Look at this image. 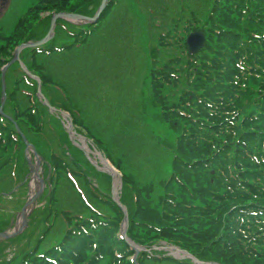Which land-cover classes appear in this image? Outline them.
Listing matches in <instances>:
<instances>
[{
	"label": "trees",
	"instance_id": "1",
	"mask_svg": "<svg viewBox=\"0 0 264 264\" xmlns=\"http://www.w3.org/2000/svg\"><path fill=\"white\" fill-rule=\"evenodd\" d=\"M101 1L36 0L10 33L0 30V105L3 66L12 59L15 48L42 38L48 30V18L41 19L39 13L50 10L92 17ZM117 1H109L97 23L70 30L66 41L53 38L22 53L26 67L41 79L42 90L54 107L70 111L71 103L51 99L49 90L58 92L61 85L45 74L43 57L87 43ZM205 7V18L196 16L195 23L187 22L179 31L173 28L161 33L157 45L151 46V102L159 111L157 120L174 138L168 145L170 176L161 181L162 192L156 200L152 184L142 187L134 173L121 171V202L129 215L127 236L145 247L137 255L121 233L123 210L111 194L90 183L88 173L71 165V148L82 154L81 162L89 166L90 161L73 147L67 132L38 102L37 80L20 70L12 89H7L4 105L5 109L11 106L13 117L0 114L1 156L13 154L15 146L25 143L17 126L28 138L52 131L58 151L45 154L34 144L49 177L47 200L54 201L60 170L73 171L88 179L93 193L112 211L66 212L68 226L61 238L43 250L38 245L31 248L20 264H197L191 258L177 259L154 248L161 242L188 251L204 264H264V0H205ZM39 24L43 30L37 31ZM197 30L206 34V42L198 53L191 54L186 37ZM71 111L74 124L85 125L75 108ZM46 119L55 121L58 129H47ZM89 136L111 158L101 141ZM26 161L24 178L30 172ZM112 163L121 170L118 161ZM55 214L51 204L47 215Z\"/></svg>",
	"mask_w": 264,
	"mask_h": 264
},
{
	"label": "rangeland",
	"instance_id": "2",
	"mask_svg": "<svg viewBox=\"0 0 264 264\" xmlns=\"http://www.w3.org/2000/svg\"><path fill=\"white\" fill-rule=\"evenodd\" d=\"M35 2L36 0H0V30L10 33L19 18ZM205 10V0H118L109 16L99 24L87 43L79 44L66 53L43 57V62L47 66L45 74L51 78V82L61 85L58 92L49 90L51 99L71 103L68 105L70 111L60 108L69 113L68 122L47 108L48 113L67 132L73 147L87 157L84 149L76 144L81 138L75 134L72 137L69 133L67 129L69 122L74 130L86 136L85 148L91 154L89 158L87 157L90 165L81 162L82 154L75 148L68 151L70 158L72 155V160L69 161L72 166L88 173L90 183L100 192L112 195L113 184L116 182V188L121 196L123 187L121 171L124 170L134 173L142 187L152 184L155 200L162 192L160 183L170 176L172 154L168 145L174 137L168 128L157 120L159 111L151 102L150 50L151 46L157 45L161 33L173 28L179 31L188 24L187 22L193 23L194 20L195 23L196 16L205 18L207 14ZM58 13L75 12L50 10L40 12V18H48L50 23L45 35L50 29L53 16ZM61 20L62 22L56 20L53 36L59 42L68 39L67 33L70 30L76 32L79 28L88 25L63 18ZM36 29L43 30V25ZM44 37L27 42H37ZM29 48L33 47H26L20 53L24 65L22 53ZM16 49L12 58L15 57ZM173 51L176 52L175 49ZM21 68L15 62L6 69L2 79L6 94L7 89H12L14 79L22 74L20 70L24 69ZM42 93L44 94L43 90ZM39 96L37 91V100L43 103ZM47 99L49 100L48 97ZM6 100L7 95L4 105ZM4 107L3 113L13 117L11 106L8 104L6 109ZM72 108H75L74 112L79 120H85V125L78 127L74 124ZM46 120L47 129L50 131L58 129L55 121ZM48 123H51L50 127ZM21 131L26 143L15 146L14 153L10 155L6 153L4 157L1 156L4 150H0V166H2V169L0 168V233L9 234L7 237L0 235V264H20L23 256L31 248L38 245L39 250H43L61 238L68 226V217L65 219L66 212L71 215L84 214L89 212L90 208H97L101 212H112L93 193L88 179L73 171L60 170L61 177L56 181L58 186L53 194L54 201L51 203L49 199L47 200L45 191L49 177L44 170L43 157L34 144L38 145L45 154L52 149L58 151L56 135L51 131L45 136L34 134L28 138L26 132L23 129ZM89 134L101 141L102 147H106L105 150L111 158L96 147ZM34 150L39 156H35ZM91 150H94L95 155ZM100 151L106 159H101V155L97 153ZM15 154L16 157L11 159L10 157ZM24 158L29 168L30 166L33 168L28 171L25 178L22 170ZM103 160H109L113 166L112 160L121 164V170L117 169V177L114 178L107 170H103ZM34 167H37L38 173ZM105 174L109 175L111 180L107 179ZM53 189L51 184V190ZM39 191L38 196L29 203ZM28 203L23 224L22 213ZM51 204L57 211L55 215H47ZM44 230L48 232L42 239L40 235ZM172 246L174 245L161 242L155 244L154 248L164 250L169 255H184L178 253ZM183 257L188 258V254Z\"/></svg>",
	"mask_w": 264,
	"mask_h": 264
},
{
	"label": "water",
	"instance_id": "3",
	"mask_svg": "<svg viewBox=\"0 0 264 264\" xmlns=\"http://www.w3.org/2000/svg\"><path fill=\"white\" fill-rule=\"evenodd\" d=\"M108 3V0H102L101 2V5L99 7V9L97 10L95 16L93 18H89L87 16H84V15H80V14H76V13H58V14H55L52 18V21H51V25H50V29H49V32L48 34L40 41H37V42H27V43H23L21 44L15 51V57L3 68L2 70V78H4V74H5V71L6 69L12 65L13 63H15L16 61L20 62V64L23 66L21 60H20V53L21 51L26 48V47H36V46H41L43 44H45L46 42H48L52 36L54 35V29H55V25H56V20L58 18H64V19H67V20H70V21H84V22H96L101 13L103 12V10L105 9L106 5ZM205 34L201 31H197V32H193L191 33L188 37H187V46H188V49L191 53H197L203 46H204V43H205ZM24 67V66H23ZM40 83V81H39ZM38 93L39 95H41L42 98H44V96L42 95L41 93V89L39 87V90H38ZM5 98H6V89H5V85L3 83V100H2V104H1V107H0V111L2 112V108L4 106V101H5ZM45 104L47 106L50 107L51 110L53 111H56L57 109L52 107L50 105V103L45 99ZM63 115L65 116H69L68 113L66 112H62ZM72 127V125H71ZM75 134L76 131H74ZM80 138L83 140L82 142L85 141V137L83 136H80ZM26 141V140H25ZM81 147V146H80ZM35 153V156H37V153ZM105 163L108 165V168L110 169V173L113 175V177L117 174V170L114 168V166H112L110 163H108V161L104 160ZM33 170V168H32ZM34 170L38 173V169L37 167H34ZM42 190V189H41ZM40 193V191L38 193H36L32 198L31 200L29 201V203H31V201H33L37 196L38 194ZM112 193H113V198L118 202V204L123 208L124 210V213H125V218H124V221L122 223V232H123V235L124 237L126 238V230H127V227H128V212H127V209L124 205L121 204L120 200L116 197V188H115V185H113V189H112ZM29 203L26 205V207L24 208L23 210V213H22V216H23V224L25 223V212H26V208L27 206L29 205ZM1 236H4V237H7L9 234L8 233H0ZM135 248L136 251H138L140 248L137 247V246H133ZM175 249L178 251V252H183L185 254H188L186 253V251H183L181 250L180 248H177L175 247ZM188 256L191 257L190 254H188Z\"/></svg>",
	"mask_w": 264,
	"mask_h": 264
},
{
	"label": "bare ground",
	"instance_id": "4",
	"mask_svg": "<svg viewBox=\"0 0 264 264\" xmlns=\"http://www.w3.org/2000/svg\"><path fill=\"white\" fill-rule=\"evenodd\" d=\"M108 168V167H107ZM107 168H105V169H107ZM109 170V169H108ZM25 214H27V212H25Z\"/></svg>",
	"mask_w": 264,
	"mask_h": 264
}]
</instances>
